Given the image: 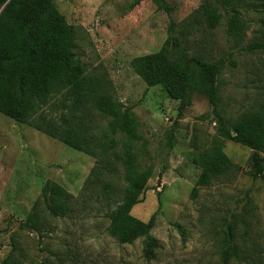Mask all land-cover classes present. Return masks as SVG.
Segmentation results:
<instances>
[{"label": "rangeland", "instance_id": "374dc122", "mask_svg": "<svg viewBox=\"0 0 264 264\" xmlns=\"http://www.w3.org/2000/svg\"><path fill=\"white\" fill-rule=\"evenodd\" d=\"M212 2L54 0L59 14L78 28L80 59L89 70L107 76L117 100L139 120L149 150L145 163L153 176L131 215L146 223L153 218L151 235L161 245L155 258L147 259L145 239L119 243L108 232L105 212L98 209L71 219L47 214L46 228L51 230L42 234L22 227L48 181L77 196L96 160L0 113V264L14 246L22 253L21 264H225L223 253L230 243L239 257L228 264L264 261V181L250 173L252 150L218 136V120L203 95L189 88L183 100L171 97L162 86L147 84L134 62L161 49L172 23L193 16L196 24L185 43L187 61L199 54L236 61L223 70L219 90L226 111L237 116L249 100L247 73L260 57L234 45L223 11L218 25L207 22ZM160 4L167 8L159 9ZM243 16L248 44L257 36L260 17L252 11ZM188 69L192 71L191 63ZM53 116L63 119L60 111ZM206 145L220 148L240 171L230 182L196 192L201 170L191 152ZM231 230L235 238L229 242Z\"/></svg>", "mask_w": 264, "mask_h": 264}, {"label": "trees", "instance_id": "16d2710c", "mask_svg": "<svg viewBox=\"0 0 264 264\" xmlns=\"http://www.w3.org/2000/svg\"><path fill=\"white\" fill-rule=\"evenodd\" d=\"M220 11L228 17L227 35L239 51L260 57L247 73L249 100L237 116L226 111L219 90L223 70L236 61L224 56L208 60L204 54L187 61L185 43L196 24L193 16L172 23L161 49L134 62L147 84L162 86L171 97L183 100L189 88L203 95L218 120V136L251 149L250 173L264 181V0H213L205 16L211 26L220 23ZM244 11L260 17L257 36L248 44ZM77 31L59 14L54 0H0V113L96 160L77 196L48 181L22 227L42 234L51 230L46 228L47 214L71 219L98 209L105 212L112 237L121 244L144 238L145 257L154 259L161 245L151 235L154 219L146 223L131 215L153 176V168L145 163L147 142L136 114L117 100L107 76L89 70L80 59ZM59 111L62 121L53 116ZM191 159L201 170L196 192L219 181L230 182L240 171L214 146H195ZM234 238L231 230L226 240ZM18 248L14 246L3 264L22 263ZM223 255L225 264L239 257L231 243Z\"/></svg>", "mask_w": 264, "mask_h": 264}]
</instances>
